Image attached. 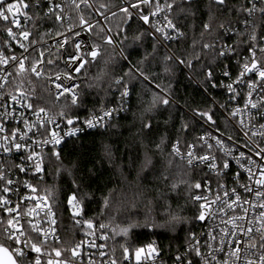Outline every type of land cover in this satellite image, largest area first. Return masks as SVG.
<instances>
[{
	"label": "trees",
	"instance_id": "1",
	"mask_svg": "<svg viewBox=\"0 0 264 264\" xmlns=\"http://www.w3.org/2000/svg\"><path fill=\"white\" fill-rule=\"evenodd\" d=\"M90 2L98 14L104 15L102 22L95 21L91 29L92 44L98 46L100 56L81 72L79 106H73L69 98L54 101L44 82L28 73L21 77L14 72L10 86L25 93L36 105L57 108L67 117H85L120 104L124 109L104 125L49 149L44 156L45 172L38 190L48 197L64 228L72 227L65 203L70 194L76 193L84 219L106 226L103 231L108 248L118 259L125 256V247L131 256L136 249L155 244L169 260L197 227L199 204L193 203L191 197L199 189L189 185L202 184L206 176L202 167H190L175 157L170 146L175 140L182 146L198 140L205 128L191 114L206 121L197 112L213 111L216 123L208 124L228 130L211 100L222 104L224 92L219 87H209L204 73L210 67L219 82L221 71L233 66L232 56H218L219 47L225 43L236 45L240 40L237 51L241 52L248 45L251 34L249 27L244 29L242 14L246 0H227L224 8L212 0H191L190 4L179 0L169 17L184 35L167 43V49L135 15L128 18L121 11L122 0ZM181 8L185 11H180ZM32 9L35 40L52 35L50 29L60 30L55 15L45 14L41 7ZM140 9L146 12L147 5H140ZM80 12L86 19L95 17L84 4ZM73 14L71 22L75 23ZM205 23L211 25L207 31ZM221 24L226 28L237 26V30L226 34L219 27ZM107 38H111V44L106 43ZM206 43L214 47L204 48ZM169 56L186 63L166 59ZM119 79L122 83L116 85ZM125 86L129 95L122 101L120 94ZM154 94L169 103L158 102L145 112ZM145 124L151 127L145 128ZM55 151L60 153L59 159L53 155ZM173 183L178 185L175 191ZM166 207L179 214V223L165 228L130 227L143 225L149 208L158 223L167 224L170 216L166 215ZM125 228L129 229L127 235L122 233Z\"/></svg>",
	"mask_w": 264,
	"mask_h": 264
},
{
	"label": "built area",
	"instance_id": "2",
	"mask_svg": "<svg viewBox=\"0 0 264 264\" xmlns=\"http://www.w3.org/2000/svg\"><path fill=\"white\" fill-rule=\"evenodd\" d=\"M122 1V5L120 7H126L128 3L134 2V0ZM8 2H13V0H8ZM24 2L32 5L31 3H34V0H24ZM51 2L60 5V8L56 10L57 13L63 17L62 20H58L60 30L54 32L53 29H50L49 33L52 31V35H49L41 40H35L33 38L31 20L25 19V14L27 16L33 17V7H29L28 9H23L21 7V12L18 14V19L20 20V23L24 25V30L30 31L32 35L28 40H24L23 37H19V39H13V37L8 35V29L12 28L13 32L17 35L21 29L15 27L11 21L0 19V53H2L4 57H10L13 55L16 57L27 56L28 60L25 61V65L28 68H30V61L42 60L43 63L38 65L39 69L41 70L40 77H37L30 71L29 72L32 76L39 78L44 82L46 90L54 101H59L64 98L71 99L68 94L57 98V89H55L53 82L55 81V83H59L60 81H56L55 79L56 76L59 74L61 77H63L64 73L69 71V69L66 67V62L68 61L69 57L74 52H76L75 43H81V50L79 53H77L78 55L83 54L84 51L89 50L90 47L93 46L92 40L94 39V36L92 31L88 30L86 27L84 30H81L80 27V17L82 16L80 12V6L84 4L94 12V18H84L91 24H93L95 21L102 22L104 15L98 14L95 11L90 0H87L86 4L82 3L81 0H75V3L73 0H51ZM160 2L163 4L164 0H160ZM40 3L41 9L46 14L48 12L50 0H43V2ZM77 4L79 7L76 6ZM250 6L249 0H246L245 7ZM261 6L262 5L257 2V8ZM154 10V4H149L147 5L146 12L143 14L149 15L150 12ZM131 11L135 12V10ZM73 12H75L76 15L75 19L77 22L75 23L71 22V18L74 16ZM242 14L244 20H248V25H245L244 29L249 27L248 30L251 35L258 34L260 36H264V15H262L259 11L255 12L251 17H249L244 11ZM135 16L144 25L148 32L158 41V43L167 49V43L173 40H165L161 33H157L155 31V27L164 26V13H159L156 16H150V21L148 24H145L138 15ZM231 28L233 31L237 30V26ZM69 29L72 31H69ZM165 30L171 32L170 29ZM75 32H80V36H75ZM171 34L175 35V33ZM157 37H159V39H157ZM65 39H67V43H64ZM33 40L38 41V43L34 45L30 44L29 41ZM239 42L240 40L237 41L236 45ZM21 43L28 47V52H25L24 48L20 47ZM247 47L248 45H246L244 50L239 53L241 55H247ZM220 48L221 46L219 49ZM41 53H43V56L40 55ZM238 58L239 57L237 56H232L233 66L230 68L227 67V69L232 73L233 80L236 78L239 72L236 62ZM48 61H52V63L49 64ZM224 70L225 69H223L220 73L219 82H231L227 78L223 77L222 73ZM8 72L14 73V68L11 63L7 66V69H5V66L0 65V83L3 84V87H0V127H3L4 129L3 132H0V145L8 147L10 144L14 145V143L19 142L23 145H26V147L19 151L12 147L11 150L7 152H5L2 147H0V174H3L5 177L4 180H0V198L9 201L8 207H15V205L20 204L19 211L12 214L7 213L4 210V207L0 205V242H2L5 247H14L12 242L5 238L3 229L8 227V219H13L14 224H16V221H18L16 228H19V226L22 225L23 231L29 238L30 243H36L41 248V253L39 254L25 249L27 256L20 258L23 264H33L37 255H39L41 258V264H47L49 259L53 261V264H57V262H60V264H113V261H115L116 264H177L176 257L178 255L183 257V264H188V261H191V264H224L225 260L228 261V264H233V258L228 256V241H231L233 237L227 236L224 245L220 244V238L224 235V230L234 227V223L232 222L234 217L238 218L245 215L243 211L245 208L249 209L248 219H237L235 221V225L238 226L237 234L238 236L240 235L239 228H247L248 226L253 228V231L249 235L241 236L240 238L245 241L242 247L248 249V258L256 259V264H259V260L257 259L259 252L257 249L260 247L261 235L264 234V221H260L257 219V217L262 209H260L258 206L250 207L249 204L243 203V201H251L252 204L258 205L259 203H264V200L257 201L255 192L250 193L244 190L242 185H249L254 190L258 189L259 186L254 183V180L249 179V174L245 172L239 164H237L235 159H233V157H237L239 155L240 151H244L247 155H250L252 160L256 161V163L249 164L245 162V160H241V163L244 164V168L251 167L252 171L257 174L258 165L262 163L260 158L256 156L255 153L259 150V148H264V137L259 135L261 131H264V129H260L259 127L260 124H264V119L257 118L250 123V116L248 112L237 113L235 117L231 115L233 110L237 108L243 109L245 104L244 97L247 92L246 89L241 93V95L237 96L236 99L230 100V94L228 93L227 89L219 87L223 90L225 95L223 103L218 104L213 99H211L215 107L226 121L228 132L214 128L210 124L201 121L198 117L191 114L205 128V130L199 134L198 138L202 136L205 137L207 143L212 145L211 149L205 146L204 140L199 139L196 142H190L184 146L175 140L170 146L173 155L184 161L186 165H188L187 159L186 157H182L183 154L188 151L187 146L191 144L196 145L193 151L197 156L208 154L218 158L223 157L230 161V168L226 170V174L223 175H217L215 170H209L206 163L194 162V166H190L202 167L206 173V176L202 181V188L195 193V195L206 196L207 202L210 204V207L205 212L206 219L204 221L197 219L196 229L189 234L185 244L177 249L169 260L164 258L158 249V255L153 254L151 257H141L139 261H137L134 259V254L131 256L129 255L127 259L125 256L121 259L115 257L108 248L107 239L102 238L105 237L106 234L103 231V228H99V223L92 221L94 228L89 229L86 225L82 223L77 224L75 222L77 219L81 221L86 220L83 217V208L81 203V216L73 218V209L70 205H68V199L66 200L65 206L69 212L72 227L64 228L60 224L54 209L51 207L48 197L45 194L40 193L38 190V183L43 179L45 172L44 156L49 149L58 148L64 141L77 137L83 132L102 126L110 119H106L102 125H99L95 128H87L83 121L91 118L93 114L85 117H67L65 114L64 116H61V113L64 112L62 110H58L57 108L52 109L48 106H45V104L36 105L26 96H22L21 93L11 89L10 81L12 76H8ZM4 80H7V83H4ZM81 80L82 76L80 74L75 83L80 85ZM66 83L72 84L73 81H66ZM11 96H16L17 101H13L10 98ZM29 102L33 104L34 109H39L41 107L45 108L46 115L45 113H40L38 117L33 109H27L25 105ZM220 105H224L225 107L221 108ZM107 109L117 110L114 113V115H116L123 111L120 109L124 108L120 104L116 107H109L104 110ZM104 110L94 114L99 116ZM251 112L255 113L256 110L252 109ZM48 118H51V120L49 121ZM66 118H72L74 120H76V118L79 119L76 124L68 125L66 123ZM24 120L28 121L27 125L23 123ZM240 120L244 121L245 126L243 128L239 123ZM57 125H59V127H57ZM73 128H81L83 131H79L73 136H65V133L71 131ZM217 129L219 131H217ZM52 131L57 133V138H62L60 145L44 143L45 140L51 139ZM13 133H16V137H13ZM245 133H247V135H245ZM21 135L24 136L23 140L19 139V136ZM5 136L8 137L7 140L4 139ZM212 136H219L224 141L223 146L217 145L216 140L211 138ZM229 136L233 138L231 141L227 139ZM245 143L250 145L252 149L250 152L244 147ZM174 146L179 148L182 155L178 156L174 153ZM224 149H230L231 155L224 157ZM33 152H35L37 156L34 160L29 161L27 157ZM36 159L41 161L42 167L44 168V171L41 173L35 172L34 163ZM220 162L222 161L218 159V163ZM19 166H24L28 169V171H20ZM237 172L241 173L239 178H236ZM257 178L259 177L257 176ZM7 179H11L13 183L11 185H7ZM29 185L35 187L37 191L33 192ZM220 185H223V188H221ZM4 187H8L9 191L3 192ZM234 188L241 196L239 206L234 205L233 209H228L226 204L221 203L220 201L211 203L216 199L217 195H219L223 201L230 202L228 197L224 196V192L228 191L231 194V191ZM29 197H35L36 199H29ZM44 197H47L46 201L40 199ZM232 198L235 199L234 196ZM202 202L203 201L197 203L200 204ZM37 203L41 205L40 208H36ZM49 206L51 207V213L46 214L48 213ZM30 209L33 211H29ZM53 220L55 223L52 222ZM249 221H251L250 225ZM33 226L38 231H34ZM257 228H260L261 232H257ZM11 230L14 231L16 235L19 234L15 229ZM192 234H195L196 239L199 240L200 251L205 259H202L201 256H197L195 251L191 250V245L195 243L194 240L190 239ZM212 237H215V239H212ZM249 237H251V239ZM21 239H24V237H21ZM251 244H255L256 249L249 248V245ZM78 245L79 247H77ZM221 247H223V251H215L214 260L212 258L213 251ZM72 249L76 250V255H73ZM55 250H59L61 252L59 257L56 256ZM253 251H256V257L251 255V252Z\"/></svg>",
	"mask_w": 264,
	"mask_h": 264
},
{
	"label": "snow or ice",
	"instance_id": "3",
	"mask_svg": "<svg viewBox=\"0 0 264 264\" xmlns=\"http://www.w3.org/2000/svg\"><path fill=\"white\" fill-rule=\"evenodd\" d=\"M75 3V0H73ZM82 3H87V0H81ZM186 3H191V0H185ZM213 3L219 6V8H224L227 4V0H212ZM257 2L262 5L261 7L257 8ZM179 3V0H164V3L161 4L160 0H134L132 3H128L126 7L121 8V11L124 12L128 18H131L133 15H138L141 20L144 21L145 24H148L150 21V16H156L159 13H164L163 20H164V26L163 27H155V31L157 33H161L163 38L165 40H175L178 39L179 37L183 36L184 33L177 27V24L174 23L173 19L169 18V14L172 13L173 6L175 4ZM149 4H154L155 10L151 11L149 15H145L142 13L140 9V5H149ZM249 4L251 5L250 7H245L242 9V11L246 12L249 17H251L255 12L259 11L262 15H264V0H249ZM79 7V5H76ZM21 7L23 9H28L29 7H33L36 9H39L41 7L40 0H34V3L32 5H29L28 3H25L24 0H13V2H8V0H0V19H3L5 21H11V23L17 27L20 28L21 31L17 35L16 33L13 32L12 28L8 29V35L13 37V39H19V37H23L24 40H28L29 37L32 35V33L28 30H24V25L20 23V20L18 19V14L21 12ZM101 7H104L101 5ZM60 8V5L54 4L51 2L49 3L48 7V12L46 14H51L55 15L57 20H62L63 17L57 13V9ZM135 10V12L131 11ZM180 11H185V9L181 8ZM39 17L37 16V19ZM25 19L26 20H32L33 17L27 16L25 14ZM245 25H248V20L245 19L244 21ZM80 27L81 30H84L85 27L88 30H91L93 25L89 23L86 19H84L83 16L80 17ZM211 25L209 23L204 24V29L205 31L209 30ZM221 29H223L224 33L226 34H231L233 29L231 27H225L223 24L219 26ZM165 29H170L171 32L166 31ZM69 31H72L69 29ZM171 33H175V35H172ZM63 35V34H61ZM75 36H80V32H75ZM159 39V37H157ZM30 44L34 45L38 43V41H29ZM64 43H67V39H65ZM106 43L111 44L112 40L111 38L106 39ZM21 48H24L25 52H28V47H26L23 43L20 44ZM204 48H212L214 47L213 44H204ZM238 45H231L225 43L224 45L221 46L218 56L220 57H231V56H237L239 57L237 59V65L239 68V72L236 76V78L233 80L232 79V73L227 69V66L225 67V70L223 71L222 75L223 77L227 78L229 81L228 83H225L224 81L217 82L214 78V71L210 67L207 68V71L204 73L206 77V81L208 83V86L211 88H217V87H222L226 88L229 95L230 100L236 99L237 96L241 95V93L246 89V95H245V104L243 109L237 108L231 112V115L235 117L237 113L241 112H248L250 116V123L251 121L259 118V119H264V36H257V35H251L249 37V43L247 47V55H241L237 51ZM75 49L76 52H74L66 62V67L69 69L68 72L64 73L63 77L61 75L56 76V81H60L59 83H54L55 89H57V98L60 96H63L65 94H68L71 97V103L73 106H79L80 102V93L77 91V89L80 87L78 84L75 83L76 79L78 76L81 74L82 69L85 68V65L92 64L97 61V58L100 56V52L98 50V46L93 45L90 47L89 50H86L83 52V54H77L81 50V43L76 42L75 43ZM43 56V53L40 54ZM166 59L174 60L179 64H185L186 62L183 60H177L176 57L174 56H169ZM198 59V58H197ZM28 60L27 56H22V57H16L15 55L10 56V57H4L2 53H0V65L5 66V69H7V66L11 63L13 68L15 69V75L17 76H23L25 72L30 71L31 73L35 74L37 77L41 76V70L39 69L38 65L40 63H43L42 60H34L30 61V68L26 67L25 61ZM49 64L52 63V61H48ZM191 66V65H189ZM8 76H12V72L7 73ZM99 79V77L97 78ZM66 81H73L72 84H67ZM4 83H7V80H4ZM122 79L116 80L115 84L116 85H121ZM0 87H3V84L0 83ZM22 96L26 95L25 93H21ZM129 95L127 86L124 87V91L121 92V100ZM13 101H17L16 96H11L10 97ZM162 102L163 104L167 105L169 103V100L166 98H161L157 94L153 95V100L150 105V107L145 109V112L151 111L153 107H155L156 103ZM27 109H33L36 113V115L39 117L40 113H45L46 115V109L45 108H39V109H34L33 104L31 102L27 103L25 105ZM221 108L225 107L224 105H220ZM255 109L256 112L252 113L251 110ZM123 110V109H120ZM117 110L114 109H107L102 112L101 115L97 116L93 114L91 118L86 119L83 121L84 125L87 128H95L99 125H102L106 119H111L114 116V113ZM196 115L202 117L205 119L207 123H210L212 125H215L216 121L214 120V115L215 113L211 110L209 111H204V112H197ZM61 116H64V113H61ZM49 121L51 118H48ZM79 118H76V120L72 118H66V123L68 125H74L78 122ZM23 123L26 125L28 124L27 120H24ZM240 125L243 128L244 121L240 120ZM254 126V125H253ZM59 127V125H57ZM145 128H150L151 124H145ZM260 129H264V124L259 125ZM4 129L3 127H0V132H3ZM83 131L81 128H73L71 131L66 132L65 136H73L77 132ZM217 131H219L217 129ZM222 135V134H221ZM247 135V133H245ZM261 137H264V131H261L259 133ZM13 137H16V133H13ZM212 139L216 140L217 145L223 146L224 141L219 137V136H212ZM5 140L8 139L7 136L4 137ZM20 140L24 139V136L21 135L19 136ZM199 140H204L205 141V146L209 149L212 148L211 144L207 143V140L205 137H199ZM229 141H231L233 138L231 136L227 137ZM62 142V138H57V133L55 131L51 132V139L50 140H45L44 143H51L53 145H60ZM0 147L3 148L5 152L10 151L12 147H14L17 151L21 150L22 148H25L26 145H23L19 142L10 144L8 147H4L3 145H0ZM159 147V145L157 146ZM188 151L183 154V157H186L187 163L189 166H194L195 163H206L209 170H215L217 175H223L226 174V170L230 168V161L228 159H225L223 157L218 158L216 156H210L208 154L202 155V156H197L193 149L196 147L195 144L188 145ZM244 147L249 150V152L252 150L250 145L245 143ZM173 151L176 155L180 156L182 155L179 148L175 147L173 148ZM59 159L60 153L58 151H55L53 153ZM231 155V150L230 149H224V157H228ZM256 156H258L261 160V164L258 165V174L254 173L252 171L251 167L244 168V164L241 163V160H245V162L249 164H255L256 161L252 160V157L250 155H247L244 151H240L239 155L237 157H233V159L236 160L237 164L240 165L242 169H244L245 172L249 174V179L254 180V183L259 186L258 189H253L249 185H242L244 190L246 192H255V196L257 198V201L264 200V148H259L258 151L255 153ZM37 154L35 152L31 153L27 159L29 161H32L36 158ZM218 159L222 162L218 163ZM34 168L36 173H41L44 171V168L42 167L41 161L39 159L35 160L34 163ZM20 171H28L27 168L24 166H19ZM241 175L240 172L236 173V178H239ZM257 176L259 178H257ZM5 177L3 174H0V180H4ZM13 181L11 179L6 180L7 185H11ZM181 183H186L185 181H181ZM31 190L33 192H36L37 189L35 187H32L29 185ZM172 190L175 191L178 187L176 183L172 184ZM221 188H223V185H220ZM189 188H194V189H201L202 184L200 182H197L195 184L189 185ZM9 188L4 187L3 192H8ZM224 196L228 197V200L230 202L223 201L222 198L217 195L216 199L212 201L211 203H216L217 201H220L221 203H225L226 207L228 209H233V206H239L240 201H241V196L240 194L236 191V189H232L231 194L228 191L224 192ZM235 197L233 199L232 197ZM29 199H36L35 197H29ZM43 201H46L47 197L40 198ZM193 203L195 202H200L203 201L202 203L199 204L200 208V213L196 217V219L200 221H204L206 219L205 212L206 210L210 207V204L207 202V197L203 195H195L191 197ZM107 204V201H105ZM243 203L249 204L250 207H259L262 209L259 212V215L257 219L260 221H264V203H259L258 205L252 204L251 201H243ZM9 201L0 198V205L4 207V210L12 214L14 212H18L20 209V204L15 205V207H8ZM68 205L71 206L73 209L72 211V216L73 218L80 217L82 213V208L80 207V201L77 199L76 193L70 194L68 197ZM41 205L39 203L36 204V208H40ZM223 210V209H221ZM33 211V210H29ZM245 215L241 217H234L232 222L234 223V227L231 229L224 230V235L221 236L220 238V244L224 245L226 242L227 236H232L233 239L231 241H228V246H229V253L228 256L230 258H233V264H256V259H249V253L248 249L245 247H242L244 245L245 241L241 239V236L249 235L252 231L253 228L251 226H248L247 228H239V233L240 235L238 236L237 234V228L238 226L235 225V221L237 219L239 220H247L248 219V213L249 209L245 208L243 209ZM51 213V207H48V213ZM152 209L149 208L148 212L146 213V219L143 223V225H131L130 227H152V228H165L167 225H172L175 223H179L181 221V217L179 216L178 213H174L170 207H166V215L170 216V219L167 221V224H161L158 223L154 217L152 216ZM55 223V221H52ZM77 224H84L87 226L89 229H93L94 225L91 220H84L81 221L79 219L75 220ZM16 224H18V221H16ZM16 224H14L13 219H8L7 220V225L8 227H5L3 229L4 236L7 240L11 241L14 247L9 248L5 247L3 243H0V254H4L7 259L3 261V264H23L22 260L20 258H24L27 256V252L25 249H28L34 253H41V248L36 244V243H30L29 238L25 235V232L23 231V226H19V228H16ZM251 224V221H249V225ZM106 226L103 224L99 225V228H105ZM11 229H15L18 231V235L15 234L14 231ZM34 231H38L35 229L33 226ZM257 232H261L260 228L256 229ZM129 232L128 228L122 229V233L124 235H127ZM21 237H24V239H21ZM104 239H107V237H102ZM251 239V237H249ZM191 240H194L195 243L191 245V250L195 251L197 256H201L202 259H205V257L202 256L200 247H199V240L196 239L195 234H192ZM212 239H215V237H212ZM211 247L210 245H208ZM79 247V245L77 246ZM149 249V255L152 254H157L158 255V249L155 247L154 244H149L148 246ZM249 248L251 249H256L255 244L249 245ZM215 251H223V247L217 248L213 251L212 253V258L215 260ZM259 252V256L257 259L259 260V264H264V234L261 235V240H260V247L257 249ZM73 255H76V250L72 249ZM144 252V248H138L135 250V256L137 261L140 259L141 253ZM55 254L57 257L61 255V252L59 250H55ZM124 255L125 258L127 259L129 257V248L125 247L124 248ZM251 255L253 257H256V251L251 252ZM177 264H183V257L182 256H177L176 257ZM33 264H41V258L39 255L36 256L34 259ZM47 264H53V261L51 259L48 260ZM57 264H60V262H57ZM113 264H116L115 261H113ZM188 264H191V261H188ZM224 264H228V261L225 260Z\"/></svg>",
	"mask_w": 264,
	"mask_h": 264
},
{
	"label": "rangeland",
	"instance_id": "4",
	"mask_svg": "<svg viewBox=\"0 0 264 264\" xmlns=\"http://www.w3.org/2000/svg\"><path fill=\"white\" fill-rule=\"evenodd\" d=\"M14 72H15V69H14ZM30 74L29 72H25L24 74L26 75V74ZM27 74V75H28ZM227 131V130H226ZM228 132V131H227ZM143 248V247H142ZM153 255V254H152ZM152 255H149V249H148V247L146 246L145 248H144V252H142L141 253V255H140V258L141 257H145V256H147V257H151ZM7 259V257L4 255V254H0V264H3V261H5ZM134 259L135 260H137L136 259V256H135V252H134Z\"/></svg>",
	"mask_w": 264,
	"mask_h": 264
}]
</instances>
